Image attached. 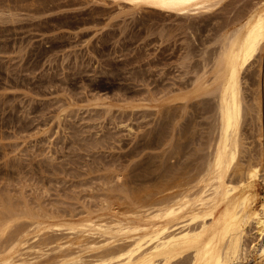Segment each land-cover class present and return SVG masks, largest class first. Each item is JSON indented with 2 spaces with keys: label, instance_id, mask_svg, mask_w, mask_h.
<instances>
[{
  "label": "rangeland",
  "instance_id": "obj_1",
  "mask_svg": "<svg viewBox=\"0 0 264 264\" xmlns=\"http://www.w3.org/2000/svg\"><path fill=\"white\" fill-rule=\"evenodd\" d=\"M222 1L204 13L168 14L124 0H0V264L110 257L128 242L112 220L152 214L168 196L197 191L219 111L215 91L190 96L193 82H212L220 37L264 7ZM249 63L226 181L260 165L258 207L264 42ZM253 239L239 264H264ZM183 255L170 264H189L190 252Z\"/></svg>",
  "mask_w": 264,
  "mask_h": 264
},
{
  "label": "bare ground",
  "instance_id": "obj_2",
  "mask_svg": "<svg viewBox=\"0 0 264 264\" xmlns=\"http://www.w3.org/2000/svg\"><path fill=\"white\" fill-rule=\"evenodd\" d=\"M124 1L136 8L146 7L168 12V14L169 12L195 14L210 11L222 0ZM238 28V30L234 29L235 32L225 33L220 37L222 41L213 64V80L209 78L212 82L208 83V80L206 82L205 76L203 79L199 77L196 83L193 82V88L190 91V96L194 97L208 95V93L214 94L213 91H215L216 100H218V106H216L219 111V125L216 129V146L212 158L209 157L208 164L204 166L206 168H203L205 170L203 175L199 180L196 179L197 184L201 183L200 187H194L198 189L191 194L189 188L180 192L175 190L177 193L163 200L165 204L163 206L160 204L161 207L154 212L153 209L152 214L147 213L148 209L144 213V215L147 214L145 216H132L131 220H119L120 222H115L118 219L112 220L113 224H117L119 235L128 241L127 244L112 251L110 257L95 258L84 264H155V262L170 264L182 258L181 256L187 252H190L189 264H239L246 258L248 250L245 241L249 236L254 238L250 241L251 250H258L257 254L260 258L264 255L262 243L264 202L256 206L259 196L255 190L256 182L261 177V166L256 165L248 169L246 176L241 177L236 184H230V186L228 184L230 181L227 182L228 179L226 181L231 169L236 167V156H238L236 154L238 151L233 148L237 145L235 137L240 134L238 131L243 116L241 107L243 102L240 94L242 93L240 92L241 72L249 62L251 63L256 52L261 50L264 42V7L253 10L249 18ZM238 149L239 146L236 147V150ZM192 189L193 187L190 188ZM109 222L112 225L110 219ZM173 222L175 223L172 224ZM95 224L100 227L101 223ZM179 224L182 226L177 227ZM36 225L41 226V224ZM78 226L80 225L76 227ZM101 229L104 230L105 227Z\"/></svg>",
  "mask_w": 264,
  "mask_h": 264
}]
</instances>
